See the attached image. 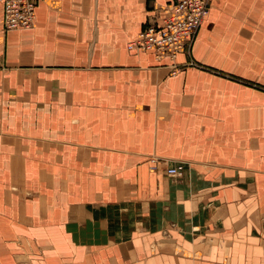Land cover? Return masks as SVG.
Here are the masks:
<instances>
[{"label": "crops", "instance_id": "crops-1", "mask_svg": "<svg viewBox=\"0 0 264 264\" xmlns=\"http://www.w3.org/2000/svg\"><path fill=\"white\" fill-rule=\"evenodd\" d=\"M174 1H0V264H264V0L129 51Z\"/></svg>", "mask_w": 264, "mask_h": 264}, {"label": "built area", "instance_id": "built-area-1", "mask_svg": "<svg viewBox=\"0 0 264 264\" xmlns=\"http://www.w3.org/2000/svg\"><path fill=\"white\" fill-rule=\"evenodd\" d=\"M4 9V29L31 27L35 21V7L38 0H0ZM213 0H175L163 6L164 12H153L144 28L130 40L128 48L131 51L152 49L155 56L164 54L175 56L185 40L199 29L209 13ZM154 161L158 159L153 158ZM160 162H162L160 160ZM166 164L168 174L180 176L185 167L184 161ZM156 166V165H154Z\"/></svg>", "mask_w": 264, "mask_h": 264}, {"label": "rangeland", "instance_id": "rangeland-1", "mask_svg": "<svg viewBox=\"0 0 264 264\" xmlns=\"http://www.w3.org/2000/svg\"><path fill=\"white\" fill-rule=\"evenodd\" d=\"M168 3H165V4H162V6H159V7H157L155 10H154V12H156V11H158V12H160V14H162L163 12H164V9H163V6H165V5H167ZM150 19V18H149ZM148 19V20H149ZM148 22V21H147ZM194 38V36H192V38H188L187 40H185V43H184V45L182 46V47H179V49L178 50H180L181 48H187V46H189V44L192 42V39ZM133 40V39H132ZM130 41V40H129ZM129 41H128V43H129ZM127 47H128V44H127ZM129 49V48H128ZM178 50L176 51V53H175V56H170V57H172V58H175L177 55V52H178ZM129 51H131L130 49H129ZM138 51H141V50H138ZM138 51H131V52H138ZM164 55H166V54H164ZM169 56V55H168ZM159 58H162V57H159ZM191 64H193L194 63V61H192L191 60V62H190ZM187 64H189V63H171V64H169L168 66H169V70H170V73L171 74H176V73H178V71L181 69V68H183V67H185ZM149 158H150V160L152 161V166L153 167H155L154 165H156L157 166V164L160 162V160L162 161L161 163H163L164 161L165 162H167V160L170 162L171 161V159H168V158H162V157H159V156H157L156 154H152V155H150L149 156ZM153 158H156V159H158V161H154L153 160ZM186 165H188V162L186 161ZM152 168V167H151ZM155 248H157V246H155L154 247V250H155Z\"/></svg>", "mask_w": 264, "mask_h": 264}]
</instances>
